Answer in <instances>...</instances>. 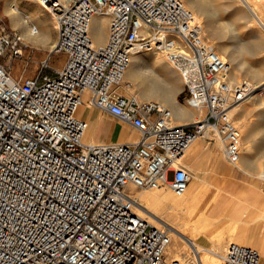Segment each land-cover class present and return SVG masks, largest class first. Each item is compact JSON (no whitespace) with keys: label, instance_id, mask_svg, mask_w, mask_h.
<instances>
[{"label":"built area","instance_id":"obj_1","mask_svg":"<svg viewBox=\"0 0 264 264\" xmlns=\"http://www.w3.org/2000/svg\"><path fill=\"white\" fill-rule=\"evenodd\" d=\"M38 3L57 23L52 51L67 58L55 73L46 62L32 77H14L7 57L21 54L25 37L0 15V264H203L193 240L182 250L168 221L140 213L132 189L168 186L182 195L191 180L182 154L207 130L238 161L243 135L232 111L252 94L264 99V82L229 78V61L183 0ZM96 14L109 17L102 45L92 34ZM140 44L181 72L199 119L176 124L167 106L120 91ZM85 104L135 126L140 138L87 141L78 113ZM260 263L259 249L236 241L221 258Z\"/></svg>","mask_w":264,"mask_h":264},{"label":"crops","instance_id":"obj_2","mask_svg":"<svg viewBox=\"0 0 264 264\" xmlns=\"http://www.w3.org/2000/svg\"><path fill=\"white\" fill-rule=\"evenodd\" d=\"M259 98L252 94L233 109L243 130L238 161L227 157L223 142L210 130L182 154V164L191 172V180L183 197L172 198L166 218L179 223L196 240L201 231L196 227L197 218L210 215L220 243L233 237L236 242L256 247L261 253L260 264H264V102ZM78 113L88 121L89 142L132 143L141 136L135 126L98 107L85 104Z\"/></svg>","mask_w":264,"mask_h":264},{"label":"bare ground","instance_id":"obj_3","mask_svg":"<svg viewBox=\"0 0 264 264\" xmlns=\"http://www.w3.org/2000/svg\"><path fill=\"white\" fill-rule=\"evenodd\" d=\"M30 8L21 7L16 0H6L4 11L10 17L11 23L15 28L21 30L22 35L35 44L49 46L53 49L56 41H53V29L55 25H50L45 18L44 13L37 5L38 0H31ZM188 4L191 10L203 15L201 27L208 28L209 40L214 45L222 41L225 50H215L227 59L230 63L228 76L231 79L237 78L239 71H246L252 78H260L257 83L264 82L263 65H256L247 59V54H256L259 49H264V0H225L222 7L214 4L213 8L208 0H183ZM194 12V13H195ZM224 12L229 15L222 23H217L218 19L224 17ZM196 15V14H195ZM197 18V17H196ZM244 22V30H240L238 22ZM107 15L96 14L92 21V34L96 43L104 44L109 35ZM203 30V28H202ZM230 39V45L225 42ZM215 47V45H214ZM125 81H131L135 88L139 89V96L149 101L157 100L164 106H168L175 117L182 121L183 119H198L200 113L195 108H190L180 103L177 94L182 88L184 79L181 72L168 60L166 55L158 49H145L143 45H137L133 50L130 65L125 74ZM239 105V104H238ZM237 106V105H236ZM175 123V120H174ZM181 124V123H177ZM143 191V190H141ZM145 192V191H143ZM140 192H131L141 205L140 211L148 213L154 220H163L166 211H170L169 201L174 198H181L185 194L174 196L163 187L156 191H149L146 194ZM142 195V196H141ZM162 213V214H161ZM163 215V216H162ZM169 219V218H168ZM212 217L200 215L197 218V229L204 230L210 228ZM169 222V221H168ZM170 223V222H169ZM175 239H183L190 247L192 235L182 229L179 223L173 222ZM201 252H205L201 259L203 264H221L223 254L218 250L203 246L195 239H191ZM177 244V243H176ZM202 247H201V246ZM182 250H186L179 244ZM203 250V251H202ZM177 256H180L177 254ZM203 256V257H202Z\"/></svg>","mask_w":264,"mask_h":264},{"label":"rangeland","instance_id":"obj_4","mask_svg":"<svg viewBox=\"0 0 264 264\" xmlns=\"http://www.w3.org/2000/svg\"><path fill=\"white\" fill-rule=\"evenodd\" d=\"M16 1L18 2L19 6L25 7V8H30V5L32 4L31 0H16ZM224 2H225V0H208V3L210 4V6L212 8H213L214 4L218 5L219 7H222ZM5 3H6V0H0V15L4 18V21L9 28L17 29L18 31L21 32L20 29L15 28L12 25L10 17L5 13V11H4ZM37 5L40 7L41 11L44 13L45 18L47 19V22L50 25H55L56 20L54 19L53 15L50 12H48L45 8H43L39 3H37ZM186 5L188 7H190L188 4H186ZM224 13H225V14H223L224 17L221 19H218L217 23H222L225 19H227L229 17V15H227L226 12H224ZM195 14H196L198 21L201 24V22L203 20V15L200 13L198 14L196 12H195ZM108 20H109V17H108ZM244 22L245 21L238 22L240 30H244V28L242 27L244 25ZM108 27H109V23H108ZM202 28H203V33L209 39L208 28L206 27V25H205V27H202ZM57 38H58V30H57V28H54L52 39H53V41H57ZM221 40H222L221 42L218 41L217 43L214 44L216 50H219V51L225 50L224 45H222L223 39H221ZM224 42H225L226 46L230 45V43H231L230 39H227ZM99 45H101V44H99ZM21 49H22V52L18 56H15V57L11 58L10 60L8 59L9 56L7 57V60L9 61L10 66H11L12 75L16 78L26 79V78L32 77L33 75H36L39 72L42 65L46 62H49L53 66L52 68L49 69V71L51 73H55V69L61 68L63 66L66 58H67L66 54L63 52H53L52 49L50 48V45L49 46H42L41 44H35L27 38H25V40L21 46ZM246 56H247V59L249 61H251V63H254L256 65H263L262 61L264 59V49L261 48L258 50V52L256 54H247ZM262 78H264V74H263ZM243 79H248L254 83H257L256 81H260V78L250 77L246 71H239L238 77L231 79V80L240 81ZM120 91L125 93V94L137 95L139 92V89L135 88V86H133L131 81H125V78H124V80L121 84V87H120ZM186 96H187V94L184 91V84L182 82V88L177 94V99L180 103L191 108V106L185 101ZM139 99L142 101H149L148 99L142 98L140 96H139ZM260 100H262V102H264V99L261 98ZM154 101H157V100H154ZM232 113L234 114V117L236 119H238V114L235 113L234 111H232ZM200 117H198V119ZM174 120H175L176 124L177 123H183L182 121L178 120L175 117V115H174ZM191 120H195V119H191ZM242 132H243V130H242ZM172 177H173V173L170 172L168 174V179H172ZM164 189L166 191H169L172 195L177 196L170 187L164 186ZM141 190H143L145 192H143ZM156 190H158V188H144V189H137V190L132 189V192H140L139 194H146V193H149V191H156ZM209 199L212 200L213 197L210 196ZM171 201H172V199L169 201V203H168L169 205H170ZM145 212H148V211H145ZM145 212L140 211L141 214L149 217V215H147L148 213H145ZM161 218H163V220L169 221L171 223L170 219L166 218V216H165V218L164 217H161ZM149 219L151 221H154L150 217H149ZM154 222H156V221H154ZM171 224L173 225V223H171ZM210 224H211L210 231L205 232V231L201 230L200 232L197 233L196 240L199 243H201L203 246H208L209 248H213L215 250H218V251L224 253L228 244L233 242V241H237V240L234 239L233 237H230L227 240V242L220 243L221 238L219 237V232H217L215 229V220L213 219L212 223H210ZM174 240H175V238H174ZM176 242H178L179 244L183 243L184 245L187 246V248H189L188 245L185 243V241L183 239H180L179 237L176 239ZM189 251H190V249H189ZM203 254H205V252H202V255Z\"/></svg>","mask_w":264,"mask_h":264}]
</instances>
